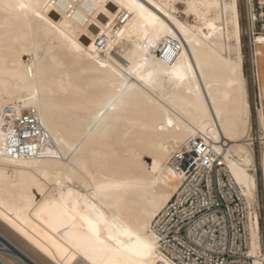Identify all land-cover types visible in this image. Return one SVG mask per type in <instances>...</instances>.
Instances as JSON below:
<instances>
[{
	"label": "bare ground",
	"instance_id": "bare-ground-1",
	"mask_svg": "<svg viewBox=\"0 0 264 264\" xmlns=\"http://www.w3.org/2000/svg\"><path fill=\"white\" fill-rule=\"evenodd\" d=\"M176 1L0 0V232L39 263L171 264L153 223L200 140L264 264V114L257 160L236 0H184L195 25Z\"/></svg>",
	"mask_w": 264,
	"mask_h": 264
},
{
	"label": "built area",
	"instance_id": "built-area-1",
	"mask_svg": "<svg viewBox=\"0 0 264 264\" xmlns=\"http://www.w3.org/2000/svg\"><path fill=\"white\" fill-rule=\"evenodd\" d=\"M192 146L175 155L184 178L153 223L161 252L171 264H248L241 202L205 145Z\"/></svg>",
	"mask_w": 264,
	"mask_h": 264
},
{
	"label": "rangeland",
	"instance_id": "rangeland-1",
	"mask_svg": "<svg viewBox=\"0 0 264 264\" xmlns=\"http://www.w3.org/2000/svg\"><path fill=\"white\" fill-rule=\"evenodd\" d=\"M226 4L229 0H225ZM174 7L173 14L181 22H186L190 25H195L198 23L197 19L190 14L185 12L184 0H177L172 5ZM237 8V18L239 26V37H240V52L242 54L243 63V75L248 84L249 97H250V107L252 109V133L249 138L252 140L253 145L251 146L256 159L259 158V152L262 148V144L258 141L259 135L257 132V122H256V108H261L264 114V44L253 43L254 38L257 36L264 37V0H236ZM228 15V19H229ZM250 46L253 51L259 50L261 55L257 57L258 67L255 68L256 73L260 78V81H253L251 77V56H250ZM160 52H156V54ZM157 54V55H158ZM261 87V93L259 91ZM146 164L151 161L149 158L144 159ZM259 180L261 177L259 175ZM259 191L262 196V186L259 183ZM260 218L259 220L261 234H264V206L261 198V207L259 209ZM19 253V254H18ZM6 259L14 264H41L30 254L22 251L16 244L11 240L3 236L0 232V264H5Z\"/></svg>",
	"mask_w": 264,
	"mask_h": 264
},
{
	"label": "snow or ice",
	"instance_id": "snow-or-ice-1",
	"mask_svg": "<svg viewBox=\"0 0 264 264\" xmlns=\"http://www.w3.org/2000/svg\"><path fill=\"white\" fill-rule=\"evenodd\" d=\"M20 7L24 8L27 7V5H20ZM145 247H147V245H145Z\"/></svg>",
	"mask_w": 264,
	"mask_h": 264
}]
</instances>
